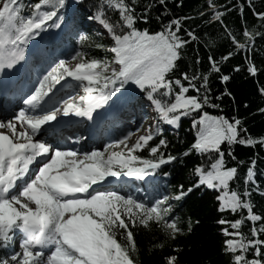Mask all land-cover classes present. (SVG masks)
Instances as JSON below:
<instances>
[{
	"label": "snow or ice",
	"instance_id": "obj_1",
	"mask_svg": "<svg viewBox=\"0 0 264 264\" xmlns=\"http://www.w3.org/2000/svg\"><path fill=\"white\" fill-rule=\"evenodd\" d=\"M206 2L207 8L197 16L210 17L208 23L223 24L224 12L230 9L218 7L214 0ZM156 3L164 8L156 17L159 29L137 27L139 22H149ZM245 4L257 23L249 27L244 22V41L225 25L232 49L218 60L209 54L204 71L199 67L187 71L179 69V62L188 46L201 39L185 25L191 17H172L165 22L162 17L169 13L167 0H153L142 11H137L138 0H99L90 19L105 29L110 40V44H93L105 55L95 57L76 50L70 60L53 58L49 70L23 100L26 107L14 112L11 119L0 120V249L14 244L19 247L0 257V264H138L133 229L155 224L165 241L154 247L162 249L185 231L171 218L170 201L180 200L201 186L219 193V212L240 213L235 220L217 221L228 225L220 231L228 237L223 250L231 256V264H264V216L253 211L252 188L248 186L249 182L256 186L257 160L252 159L246 169L243 190L232 188L231 183L238 179V167L244 162L227 167L225 160V148L227 155L236 159L233 145L259 144L264 148V137L253 138L241 118L213 115L207 110L222 112L218 101L225 94L232 96L227 88L220 95L213 94L212 74L228 82L230 76L221 72V64L241 51L247 53L257 37L264 39V31L259 30L264 28V11L256 10L254 0H244L239 4L241 14ZM68 7L67 0H30L29 4L0 0V73L17 65L22 68V62L27 63L29 43L35 38L55 39L63 34L69 26L63 11ZM78 35L82 45L89 42L86 34ZM214 43L209 41L206 47ZM193 63L201 64L198 54ZM239 70V66L234 68ZM247 70L253 76L258 71L251 60ZM259 92L264 96V86ZM126 108L133 114L139 112L135 131L114 137L103 150L81 152L62 143L84 139L75 132L66 137L62 129L82 121L97 127L105 120H117ZM146 108L155 115L140 111ZM258 111L264 113V108ZM187 117L192 118L195 138L184 155L197 153L211 161L194 167L192 174L197 179L187 190L181 184L171 197L161 194L160 198H148L105 187L141 181L155 190L156 173L178 157L162 151L167 147L166 139L150 142L160 136L162 124L178 127ZM127 122H133L131 115ZM141 151L149 156L138 154ZM244 209L246 215L241 211ZM246 222L252 225L250 235L241 230ZM191 227L189 220L187 230ZM165 261L178 264V256L169 255Z\"/></svg>",
	"mask_w": 264,
	"mask_h": 264
},
{
	"label": "trees",
	"instance_id": "obj_2",
	"mask_svg": "<svg viewBox=\"0 0 264 264\" xmlns=\"http://www.w3.org/2000/svg\"><path fill=\"white\" fill-rule=\"evenodd\" d=\"M91 1L67 0L69 7L63 10L67 23L70 20L66 16L71 9H74L78 15L77 21L75 19L71 20V33L68 39L70 53L67 56L73 55L76 50L87 51L90 56L95 57L105 55L102 49L93 46L94 43L104 42L95 37L85 25L86 19L92 16L95 12V5L99 2V0H94L95 3L91 4ZM22 2L29 4L30 0H22ZM152 2L153 0H138L137 11H142L145 4ZM214 2L218 7L226 6L230 9L224 12L223 24L217 21L208 23L206 21L210 20V17L206 16L201 19L197 16L198 11L207 8L206 0H167L169 13L163 16L162 19L166 22L172 17H191L192 19L187 20L185 25L190 26L201 37L199 42L190 44L185 50L184 58L179 62L180 70L192 71L194 68L199 67L201 71H204L208 67L207 57L209 54L217 60L221 55L227 54L232 49V45L226 36L225 25L237 35V39L243 42L245 38L241 33L243 32L244 22L246 21L249 27L257 23L252 10L247 4H245L243 14L239 11V4L244 3V0H214ZM254 4L257 11H264V0H254ZM220 10L224 11V8L221 7ZM163 11V6L156 3L149 13V22L147 24L139 22L137 27L141 29L148 28L150 31L158 30L159 23L156 17ZM259 30L264 31V28ZM79 33L86 34L90 38L89 42L82 45L79 41ZM209 41H214V46L206 47ZM197 54L201 58L200 65L193 63ZM249 60L258 69L255 76L249 74L247 70ZM236 66H239V71H234ZM221 72L229 75L230 80L222 82L218 79V74L213 73L210 78L213 94L220 95L227 88L232 96L225 94L218 101L222 107V112L211 108L207 110L213 115L222 114L229 118H241L243 126L247 128L248 133L253 138L264 137V113L258 111L264 108V96L259 92V88L264 86V39L257 37L254 45L247 53L241 51L223 62ZM191 119V117L182 118L178 127L168 125L170 129L176 131V136L163 128L158 139L150 142L155 144L158 143L159 138L166 139L168 144L162 151L165 154L171 153L178 157L176 161L163 165V168L157 172V177L167 179L170 196L175 195L179 185L183 184L184 189L187 190L196 181L197 177L192 174L196 165L211 163L206 155L203 157L197 153L184 155L185 150L189 148L195 138L194 130L191 127ZM221 147L225 148V145ZM225 151L227 167L236 166L238 161L244 162L238 167V179L231 183V187L238 190H243L245 186L244 177L247 167L250 166V161L252 159L257 160L255 179L259 190L251 182L248 186L252 188L250 199L254 205L253 211L264 216V194H262L264 193V148L259 144L255 147L235 144L232 146V152L236 159H232L227 155L226 148ZM138 154L149 156L147 151H141ZM164 173L169 175L165 176ZM217 195H219L217 191L201 186L193 189L182 199L176 200L174 213H170V216L172 219L177 220L178 225L184 228L185 231L178 235L176 239L168 240L162 249L154 247L165 241L164 234L155 224H152L150 228L143 226L134 228V238L139 249L138 264H166L165 257L169 255H177L178 264H231V256L223 250L224 240L228 237H225L220 231L222 227H228V225H220L217 221L222 218L235 220L239 218L240 213L219 212ZM241 211L244 215L247 214L246 209ZM189 220L192 222L191 231L187 230ZM196 221H199V223H195ZM257 225H259V222H257ZM251 226V222H246L241 230L250 235L249 229ZM229 231H233V229L229 228ZM261 239H264V236H261ZM12 248L0 249V257L10 254ZM175 248H178L179 251H174ZM248 257L249 259L252 258L251 252H249Z\"/></svg>",
	"mask_w": 264,
	"mask_h": 264
},
{
	"label": "bare ground",
	"instance_id": "obj_3",
	"mask_svg": "<svg viewBox=\"0 0 264 264\" xmlns=\"http://www.w3.org/2000/svg\"><path fill=\"white\" fill-rule=\"evenodd\" d=\"M70 33H71V27L70 28L68 27L67 28V34H70ZM61 42H59V43H61ZM53 44L55 46H59V44L56 42H53ZM34 46L35 47L38 46L39 55H33V53H31V51H28L27 63L22 62L24 64V66L22 67V71L18 73V75L22 77V82L19 84L20 85L19 87L21 88V85H22L21 91H24V92L20 93L19 96L16 97L15 99L7 101L6 103L2 102L3 104H0V108L2 109V112L5 113L4 115H3V113L0 114V120H3L4 116L15 111V108L16 109L18 108V112H19V109L21 107H23V100L26 99L27 94L34 87V84L37 81V73L43 68V66L40 64L46 58L43 55L45 53H48L51 51L50 43L48 40H46V41H44V39L40 40L39 42H36L34 44ZM67 91H71V90H67ZM73 94H75V93H73ZM24 107H26V106H24ZM128 109L130 111L124 110V111H126V113H128V116L123 117L124 113L121 115L123 117V119H128L129 115H131L133 118L134 115L139 114V112L133 114L132 110L130 108H128ZM16 113H17V110H16ZM80 123H82V122H80ZM83 129H84L83 126H74V125L72 126L71 125L70 127L62 129V134L67 137V136H71L72 133L75 132V134L77 136L84 137V139L80 140L78 143L69 142V143H71V145L73 147L81 146L82 149L89 148V146H91L92 143L94 145L106 143L105 138H103V136L106 133L105 132L106 131L105 124L99 126L98 128H96V130H94V136L93 137L90 136V132L87 128H85L84 132L82 131ZM133 139H135V137H133ZM66 141H68V140H64V141H62V143L65 145H68ZM118 185H121V186H118ZM140 186L141 185L139 183H137V184H134L133 188L140 187ZM105 187H108L111 190H118V189H122V187L125 188L128 186L123 184V183H111L109 185L108 184L105 185Z\"/></svg>",
	"mask_w": 264,
	"mask_h": 264
},
{
	"label": "rangeland",
	"instance_id": "obj_4",
	"mask_svg": "<svg viewBox=\"0 0 264 264\" xmlns=\"http://www.w3.org/2000/svg\"><path fill=\"white\" fill-rule=\"evenodd\" d=\"M91 4H94L95 2H94V0H92L91 2H90ZM67 18H68V20H70V22H72L71 20H73V19H75V21H77L78 20V15H77V12L75 11V10H70L69 11V13L67 14V16H66ZM85 25H87V27L89 28V30H90V32L95 36V37H97V38H100L103 42H104V44H110V40H109V38H108V36H107V33H106V31H105V29H103V27L101 26V25H99L96 21H94V20H92V19H90V18H87V21H86V24ZM84 28V27H83ZM49 30V29H48ZM34 41H31L30 43H29V46H30V44L32 45V44H34L33 43ZM29 46H28V50H29ZM55 47H57V46H55ZM68 55V54H67ZM67 55H65L64 57H62L61 59H65V60H70V57H71V55L70 56H67ZM72 64H75L76 63V61H70ZM49 70V69H48ZM81 92H82V90H80ZM24 107V106H23ZM147 110H146V112H145V114L146 115H151V116H154L155 115V113L154 112H152V110L150 109V108H146ZM126 111H130L128 108L127 109H125ZM126 111H124V115H123V117L124 116H128V113H126ZM15 111H13V112H11V113H9L8 115H6V116H4L3 117V119H11V116H12V114L14 113ZM16 113V112H15ZM5 113H3V115H4ZM123 117L122 116H120L117 120H116V122H118L117 123V126L115 125V123L113 124V126H112V128H111V130H109V127H107V129H106V133H105V135L103 136V138H105V140H106V143H101V144H96V145H94L93 143H92V145L91 146H89V148H84V149H82V147L81 146H75V147H73L72 145H71V143H69L70 141H66L67 142V144L69 145V146H71V147H73L74 148V150H79V151H81V152H84V151H91V150H93V149H99V150H103L109 143H111V141H112V139L114 138V137H116V136H118V135H121V134H123V133H125L126 131H135V124L138 122V119H139V114H137V115H134V117L132 118V120H133V122L132 123H128L127 122V120L128 119H123ZM136 120V121H135ZM149 123H152L153 121L151 120V119H149V121H148ZM174 127H176V126H174ZM167 129L168 131H169V133H172V134H174L175 136H176V131H174V130H172V129H170L169 128V126L168 125H166V124H162V129ZM113 130H115V131H117L118 130V132L117 133H112V134H110ZM34 139H39V136L38 137H35ZM156 139H158V137H156ZM156 139H154V140H156ZM163 168V167H162ZM135 182H140V181H135ZM118 186H121V185H118ZM127 186H129V185H127ZM132 186H134V184H132ZM167 186H168V181H167V179L166 178H160V180H159V183H158V186H157V188H158V193H157V195L155 194V195H152V193L150 192L149 193V195H148V198H152V197H155V198H160V195L161 194H163V195H168V196H170V192L168 191V188H167ZM145 189H147V188H145ZM118 190H120V189H118ZM141 190V188L140 189H133V187H129L128 188V193H135L136 195H139V196H146V194H145V192H144V190L142 189V191H140ZM123 193H125V192H122V194ZM171 197V196H170ZM171 203H172V211H171V213H174V207H175V204H176V200H171L170 201ZM13 248H12V250H11V252L13 251V249H15V250H19V247H18V244H14L13 246H12ZM10 252V253H11Z\"/></svg>",
	"mask_w": 264,
	"mask_h": 264
}]
</instances>
